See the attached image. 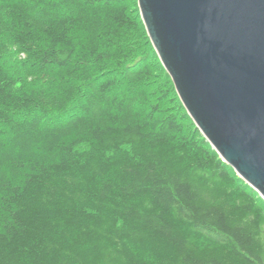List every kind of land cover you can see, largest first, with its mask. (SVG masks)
<instances>
[{
  "label": "trees",
  "instance_id": "trees-1",
  "mask_svg": "<svg viewBox=\"0 0 264 264\" xmlns=\"http://www.w3.org/2000/svg\"><path fill=\"white\" fill-rule=\"evenodd\" d=\"M0 264H264L138 0H0Z\"/></svg>",
  "mask_w": 264,
  "mask_h": 264
},
{
  "label": "water",
  "instance_id": "water-1",
  "mask_svg": "<svg viewBox=\"0 0 264 264\" xmlns=\"http://www.w3.org/2000/svg\"><path fill=\"white\" fill-rule=\"evenodd\" d=\"M138 4L197 128L264 199V0Z\"/></svg>",
  "mask_w": 264,
  "mask_h": 264
}]
</instances>
